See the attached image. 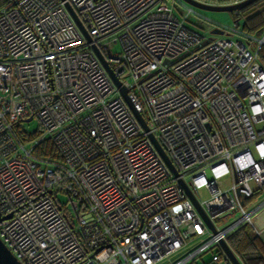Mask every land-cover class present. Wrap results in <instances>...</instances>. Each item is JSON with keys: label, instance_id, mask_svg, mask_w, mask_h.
<instances>
[{"label": "built area", "instance_id": "1", "mask_svg": "<svg viewBox=\"0 0 264 264\" xmlns=\"http://www.w3.org/2000/svg\"><path fill=\"white\" fill-rule=\"evenodd\" d=\"M64 2L0 9V241L11 255L19 264H229L220 242L243 226L264 243L254 224L264 202L245 206L264 189V37L203 39L167 0ZM28 118L33 133L22 129Z\"/></svg>", "mask_w": 264, "mask_h": 264}, {"label": "water", "instance_id": "2", "mask_svg": "<svg viewBox=\"0 0 264 264\" xmlns=\"http://www.w3.org/2000/svg\"><path fill=\"white\" fill-rule=\"evenodd\" d=\"M61 1L64 2L65 0H61ZM180 1L191 6V7H193V8H195V9L206 11V12H225V13H233L234 12V13H236V12H239L242 9L246 8L247 6L255 3L258 0H245V1L238 3V4L224 5V6H211V5L203 4V3L195 1V0H180ZM64 7H65L66 11L68 12V14L70 15L72 21L75 23L76 27L80 31L81 35L85 39V41L90 44L91 50L95 54L96 58L99 60L100 64L102 65V67L104 68V70L106 71L108 76L110 77L113 84L120 89V92H121L123 99L128 104V107L130 108V110L134 114V116H135L136 120L138 121V123L140 124V126L144 130H147V127H146L145 122L142 119L141 115L134 109L133 105L129 101V98L127 96V91L121 87L120 82L111 72L105 58L103 57L101 52L98 50V48L92 43L90 36L88 35L85 27L83 26L82 22L80 21V19L78 18V16L76 15L74 10L72 9V7L67 2H64ZM210 34L220 36L223 34V32L219 29H214L211 31ZM30 121H31V118H28L24 122L28 123ZM149 139H150L151 143L153 144L154 148L156 149L158 155L160 156V158L162 159L164 164L169 169V171L174 176L177 177L178 175H177L175 169L173 168L172 164L168 160L167 156L165 155L162 147L158 144V142L155 140V138L153 136L150 135ZM178 183L183 188L188 199L194 205L197 213L200 215V217L203 219V221L206 223V225L209 227V229L213 231V228H212L211 224L209 223L205 213L199 207L197 201L195 200V198H194L193 194L191 193V191L189 190L188 186L181 179L178 180ZM9 218H10V216L8 215V216H5L3 219H9ZM0 221H1V219H0ZM220 248H221L223 254L225 255L226 259L228 260L229 264H240V262L235 257L233 252L229 249L226 242L221 241L220 242ZM0 264H19L16 261V259L11 255V253L7 250V248L3 245V243L1 241H0Z\"/></svg>", "mask_w": 264, "mask_h": 264}, {"label": "rangeland", "instance_id": "3", "mask_svg": "<svg viewBox=\"0 0 264 264\" xmlns=\"http://www.w3.org/2000/svg\"><path fill=\"white\" fill-rule=\"evenodd\" d=\"M167 3L174 7V14L178 18L181 19L182 15L187 14L188 16L185 21V26L203 39L223 37L226 40L232 42H245L244 38L241 36L243 18L239 17L238 20L236 19V17H238V12H206L195 9L180 1L171 2V0H167ZM188 9L191 10V12H188ZM214 29L221 30L223 34L220 36L211 35V31ZM262 37H264V34H262L260 38ZM113 49L115 51H118V47H114ZM22 126L24 132L33 133L37 129V122L35 120H31L30 122L25 123ZM16 131L20 132V129H17ZM221 181L222 183L226 182V178L222 179ZM197 194L202 201H206L209 199V195L204 190H198ZM57 198L63 204L69 203L67 196L64 194H58ZM262 202H264V191L258 192L256 195H254L249 201L246 202L245 206L251 205L248 208L250 210L258 206ZM226 221L227 220L218 222L217 226L223 225ZM208 258L209 254H206L205 256H203L202 260H207Z\"/></svg>", "mask_w": 264, "mask_h": 264}, {"label": "trees", "instance_id": "4", "mask_svg": "<svg viewBox=\"0 0 264 264\" xmlns=\"http://www.w3.org/2000/svg\"><path fill=\"white\" fill-rule=\"evenodd\" d=\"M6 4L7 0H0V9L5 7ZM237 15V20L239 17L243 18L241 27L243 34L258 39L264 34V0L256 1L239 11ZM258 61L264 67V47L259 51ZM41 149L43 151L48 150V145L46 143L42 144ZM261 191H264V189ZM226 243L240 264H264V243L254 236L249 226L240 228ZM207 262L208 260L204 264H207ZM224 264L228 263L225 262Z\"/></svg>", "mask_w": 264, "mask_h": 264}, {"label": "crops", "instance_id": "5", "mask_svg": "<svg viewBox=\"0 0 264 264\" xmlns=\"http://www.w3.org/2000/svg\"><path fill=\"white\" fill-rule=\"evenodd\" d=\"M254 224L258 228L264 227V208L254 216Z\"/></svg>", "mask_w": 264, "mask_h": 264}]
</instances>
